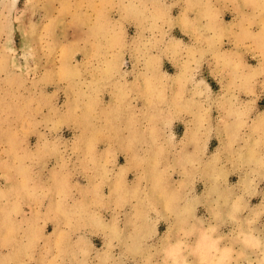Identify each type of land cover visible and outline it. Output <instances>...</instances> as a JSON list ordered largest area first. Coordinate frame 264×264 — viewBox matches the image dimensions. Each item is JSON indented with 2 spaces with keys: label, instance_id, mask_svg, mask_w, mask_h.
I'll return each instance as SVG.
<instances>
[{
  "label": "rangeland",
  "instance_id": "374dc122",
  "mask_svg": "<svg viewBox=\"0 0 264 264\" xmlns=\"http://www.w3.org/2000/svg\"><path fill=\"white\" fill-rule=\"evenodd\" d=\"M0 264H264V0H0Z\"/></svg>",
  "mask_w": 264,
  "mask_h": 264
}]
</instances>
